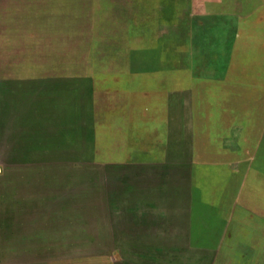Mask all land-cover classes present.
Here are the masks:
<instances>
[{"label":"rangeland","instance_id":"rangeland-1","mask_svg":"<svg viewBox=\"0 0 264 264\" xmlns=\"http://www.w3.org/2000/svg\"><path fill=\"white\" fill-rule=\"evenodd\" d=\"M263 87L264 0H0V264H264L260 181L200 244L165 229L225 216L182 163L244 141Z\"/></svg>","mask_w":264,"mask_h":264},{"label":"crops","instance_id":"crops-1","mask_svg":"<svg viewBox=\"0 0 264 264\" xmlns=\"http://www.w3.org/2000/svg\"><path fill=\"white\" fill-rule=\"evenodd\" d=\"M229 20H232V16L229 14ZM234 21L237 19L234 17ZM259 83L258 85L263 86L260 82L251 81L245 82V85H251V84ZM264 88V87H263ZM264 116H259V119H256L254 124L251 126H247L245 128V139L244 141L240 142L239 144L230 145L226 142V139H223V135L221 133H218L219 135H213L211 136V141L208 142L210 145L211 150H213V153L217 152L219 153V156L212 157V160H203L198 159L199 161L195 162L197 158L194 157V160L183 162L182 166H189L191 165V169L188 172H185L186 179L190 178L191 180H198L200 178H203V181L208 182H218L219 186L220 184L226 188L229 186L227 190L222 191L223 193L221 195L227 197V203L230 207L228 210H224L223 214L225 216L219 220H217L218 217H215L213 220L210 218L208 219V222H205V218H201L200 214L202 213L199 211V206H197L200 203L199 199H195L193 201V205L190 207L188 212V218L185 219V214L182 211L179 215L177 214L174 218L171 220V225L165 224V229L167 231V237H170L174 233H169V230L176 229V231L181 230V232H178L180 234L181 239H187V237L190 239L195 238V234L197 231H199L201 228L206 225V223H209L211 225V228L216 229V227L219 230L227 229L229 227V223H232L234 221H239L241 218H243V214L240 213V210L232 204L233 197L239 198L241 195H237L239 190V183L236 184L234 180L241 182V190L247 187H253L254 182L260 181V184L264 183ZM249 134H254V137L250 136ZM235 150V156L237 158L238 154L242 155L241 157H238V159H242L240 161V164L243 165V169L240 172V174L232 171L231 166V154L232 151ZM248 150H250V153H248ZM227 153V160L226 156H220L222 154ZM249 154V155H248ZM203 160V161H202ZM210 161V162H209ZM226 165L224 168L216 167V165ZM238 175V176H235ZM235 176V177H234ZM234 181V183H233ZM230 182L229 184H227ZM196 190H194L195 192ZM193 192V190H191ZM191 197L193 196V193H190ZM220 196V195H219ZM231 203V204H230ZM197 204V205H196ZM215 213H218L217 210H214ZM186 213V212H185ZM207 213H211V211H208ZM219 216V215H218ZM260 217V216H258ZM261 220L264 221L262 217H260ZM216 226V227H215ZM195 232V233H194ZM221 232V231H220ZM223 233V232H221ZM190 235V236H189ZM223 238H218L217 240H208V244H223L222 241ZM137 241H140V239H136ZM136 241V242H137ZM143 242H146L143 240ZM206 242V244H207ZM193 243L200 244L201 241L194 240Z\"/></svg>","mask_w":264,"mask_h":264}]
</instances>
